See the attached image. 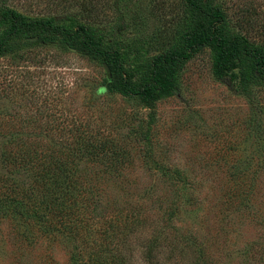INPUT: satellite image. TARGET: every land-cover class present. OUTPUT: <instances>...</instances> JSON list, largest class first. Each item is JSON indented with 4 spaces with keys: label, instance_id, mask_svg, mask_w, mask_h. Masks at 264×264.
I'll list each match as a JSON object with an SVG mask.
<instances>
[{
    "label": "rangeland",
    "instance_id": "rangeland-1",
    "mask_svg": "<svg viewBox=\"0 0 264 264\" xmlns=\"http://www.w3.org/2000/svg\"><path fill=\"white\" fill-rule=\"evenodd\" d=\"M8 5L29 19L53 18L68 28L88 20L109 52L83 56L62 48L57 31L34 25L0 56V193L17 199L0 204V264H76V242L46 227L52 218L42 190L10 155L17 148L11 139L35 136L49 144L55 121L74 117L124 151L116 162L105 156L81 160L92 177L100 172L93 178L97 199H125L123 182L138 170L134 182L160 192L167 188L179 201L178 226L203 238L215 223L212 232L225 233L219 249L231 264H264V84L255 78L253 56L245 49L264 45V0H203L206 9H221L219 30L230 45L238 43L236 66L218 74L212 41L184 61L171 77L178 90L158 92L154 107L112 82L113 53L120 54L133 84L147 82L155 55L174 48L182 34L212 26L213 19L187 0H8ZM9 24L0 16V38ZM184 187L193 193L188 205L194 214L184 208Z\"/></svg>",
    "mask_w": 264,
    "mask_h": 264
},
{
    "label": "trees",
    "instance_id": "trees-1",
    "mask_svg": "<svg viewBox=\"0 0 264 264\" xmlns=\"http://www.w3.org/2000/svg\"><path fill=\"white\" fill-rule=\"evenodd\" d=\"M187 2L194 11L213 19L211 28L184 33L174 48L155 55L150 79L142 84L135 85L129 79L115 50L116 67L111 69V80L123 93L138 96L154 107L158 92L178 90L171 77L184 61L212 41L217 45L214 63L218 74L236 66L238 43L233 41L230 45L219 30L218 23L224 20L221 9H206L203 0ZM0 16L10 22L8 34L0 38V56L14 48L23 29L34 25L57 31V43L62 48L77 50L83 56L96 58L109 52L88 20L68 28L54 23L53 18L29 19L11 8L8 0H0ZM177 46L181 49L176 50ZM245 49L253 56L255 78L264 84V45H245ZM55 126L49 144L35 136L11 139L10 143H15L17 148L10 155L31 172L33 182L41 188L42 201L52 218L50 225L45 223L46 227L76 242L78 253L72 257L76 264H231L219 249L220 243L226 240L225 233L218 230L214 234L212 230L218 228L213 223L200 238L192 228L178 226L179 201L172 199L167 188L160 192L134 182L139 179L138 170L133 171L132 181L123 182L120 187L125 199H109L104 203L97 199L100 193L93 178L100 172L94 171L92 177L90 171L81 167V160L99 161L105 156L116 162L123 156V149L108 136L101 137L87 130L76 117L70 121L56 120ZM180 191L186 194L183 199L186 212L194 214L193 207L188 205L192 203L193 193H187L186 187ZM8 200L17 199L15 195L0 193V204ZM219 212H223L221 205Z\"/></svg>",
    "mask_w": 264,
    "mask_h": 264
},
{
    "label": "water",
    "instance_id": "water-1",
    "mask_svg": "<svg viewBox=\"0 0 264 264\" xmlns=\"http://www.w3.org/2000/svg\"><path fill=\"white\" fill-rule=\"evenodd\" d=\"M33 38H35V37H33ZM106 69L109 71V68L106 66Z\"/></svg>",
    "mask_w": 264,
    "mask_h": 264
}]
</instances>
